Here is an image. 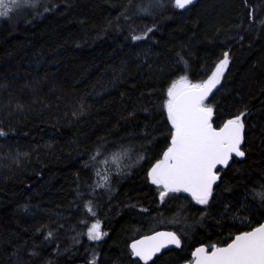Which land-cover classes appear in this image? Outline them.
I'll use <instances>...</instances> for the list:
<instances>
[{"label":"trees","instance_id":"obj_1","mask_svg":"<svg viewBox=\"0 0 264 264\" xmlns=\"http://www.w3.org/2000/svg\"><path fill=\"white\" fill-rule=\"evenodd\" d=\"M11 4L0 15V264H141L130 241L161 228L180 243L148 264H182L264 220V0ZM220 64L202 106L214 127L241 122L242 155L199 204L150 172L174 134L173 84L201 85ZM124 151L130 166L106 175Z\"/></svg>","mask_w":264,"mask_h":264},{"label":"water","instance_id":"obj_2","mask_svg":"<svg viewBox=\"0 0 264 264\" xmlns=\"http://www.w3.org/2000/svg\"><path fill=\"white\" fill-rule=\"evenodd\" d=\"M197 0H177L186 7ZM220 64L203 84L180 90L172 99L168 113L174 134L156 170V177L167 190H176L194 199L210 196L218 183L217 169L226 166L232 156L242 152L243 127L229 120L218 127L211 123V113L202 102L219 82ZM180 239L169 229H157L130 241L131 257L146 264L163 251L175 248ZM182 264H264V220L242 231L224 245H196L191 260Z\"/></svg>","mask_w":264,"mask_h":264},{"label":"rangeland","instance_id":"obj_3","mask_svg":"<svg viewBox=\"0 0 264 264\" xmlns=\"http://www.w3.org/2000/svg\"><path fill=\"white\" fill-rule=\"evenodd\" d=\"M13 2H14V0H0V15H1V13H6L8 10H10V7L12 6L11 3H13ZM225 63H226V61L223 60V62L221 64L225 65ZM187 87H189V84L184 77L176 80V82L173 84V86L169 92L168 108H169V105H170L172 99L175 97V95L180 90L185 89ZM129 156H130V154L128 152H125V151L123 153L121 152L119 154L111 155L108 158V160L104 163L105 164L104 165L105 174L108 175V173L111 170L112 171H121V170L127 169L130 166V163H132V159H129ZM133 161L136 162L137 160L134 159ZM160 163H161V160H159L155 164V166L152 168V170L150 172V176H151L152 180L157 182V183H160L156 177V170H157ZM163 188H164V192H166L167 189L164 186H163ZM208 198H210V197H207L204 199H197V201L199 204H204L205 202H207ZM88 232L90 235V239L95 241V242H99L100 240H102V238L105 237L104 231L102 230L101 224L99 222L92 223Z\"/></svg>","mask_w":264,"mask_h":264},{"label":"flooded vegetation","instance_id":"obj_4","mask_svg":"<svg viewBox=\"0 0 264 264\" xmlns=\"http://www.w3.org/2000/svg\"><path fill=\"white\" fill-rule=\"evenodd\" d=\"M151 232H153V231L143 233V234H141V235H139V236H137V237H135V238H138V237H140V236H142V235L149 234V233H151ZM135 238H133V239H135ZM133 239H132V240H133ZM208 249H211V248H208ZM129 250H130V249H129ZM166 251H167V250H166ZM163 252H165V251H163ZM163 252H162V253H163ZM130 256H131V251H130ZM157 256H159V255H157ZM131 258H132V257H131ZM154 258H155V257H154ZM154 258H153V259H154ZM133 259H134V258H133ZM153 259H152V260H153ZM135 260H137L138 262H140L138 259H135ZM152 260H151V261H152ZM151 261H149V262H151ZM149 262H148V263H149ZM140 263H141V262H140ZM148 263H146V264H148ZM141 264H143V263H141Z\"/></svg>","mask_w":264,"mask_h":264}]
</instances>
